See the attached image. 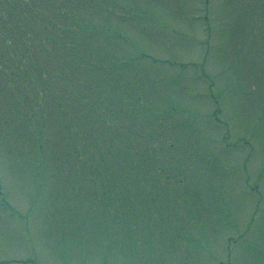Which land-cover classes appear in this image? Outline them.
Wrapping results in <instances>:
<instances>
[{"label": "rangeland", "instance_id": "374dc122", "mask_svg": "<svg viewBox=\"0 0 264 264\" xmlns=\"http://www.w3.org/2000/svg\"><path fill=\"white\" fill-rule=\"evenodd\" d=\"M263 68L264 0H0V264H264Z\"/></svg>", "mask_w": 264, "mask_h": 264}, {"label": "trees", "instance_id": "16d2710c", "mask_svg": "<svg viewBox=\"0 0 264 264\" xmlns=\"http://www.w3.org/2000/svg\"><path fill=\"white\" fill-rule=\"evenodd\" d=\"M89 114L91 115L92 122L97 124L100 123L102 124H108V113L107 111H103L102 109L99 112L95 111V108L93 106H90L88 109H86ZM97 115V116H96ZM116 122L117 119L115 118ZM93 124L94 126H96Z\"/></svg>", "mask_w": 264, "mask_h": 264}, {"label": "flooded vegetation", "instance_id": "af4514ba", "mask_svg": "<svg viewBox=\"0 0 264 264\" xmlns=\"http://www.w3.org/2000/svg\"><path fill=\"white\" fill-rule=\"evenodd\" d=\"M256 74L258 75V77H263L264 76V68H263V70L256 71Z\"/></svg>", "mask_w": 264, "mask_h": 264}]
</instances>
